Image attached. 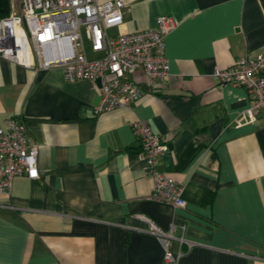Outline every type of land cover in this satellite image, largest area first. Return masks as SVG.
Wrapping results in <instances>:
<instances>
[{"label":"crops","instance_id":"obj_1","mask_svg":"<svg viewBox=\"0 0 264 264\" xmlns=\"http://www.w3.org/2000/svg\"><path fill=\"white\" fill-rule=\"evenodd\" d=\"M121 1L113 35L174 20L167 75L152 86L134 73L142 95L128 106L95 113L96 82L0 57V126L24 122L39 172L0 193V264H160L145 219L184 240L171 242L177 264H264V108L245 115L253 95L210 77L264 53V0ZM135 121L165 143L156 168L181 186L184 207L148 198Z\"/></svg>","mask_w":264,"mask_h":264},{"label":"built area","instance_id":"obj_2","mask_svg":"<svg viewBox=\"0 0 264 264\" xmlns=\"http://www.w3.org/2000/svg\"><path fill=\"white\" fill-rule=\"evenodd\" d=\"M7 7V14L0 18V57L26 69L57 67L66 81L98 80L95 113L135 102L142 95L132 78L138 70L152 86L167 75L163 36L174 26L170 16H158L154 28L113 35L109 30L122 23L125 6L121 0H7ZM210 77L217 84L242 86L253 95L245 115L253 116L264 108V53H245L229 66L212 70ZM131 128L138 142L137 157L152 181L148 198L184 207L181 186L156 168L165 143L145 122L135 121ZM37 151L20 118L4 120L0 126V193L9 194L16 175L38 178ZM145 222V231L155 235L162 246L160 264H177L183 252L179 248L173 252L171 242L184 240L148 219Z\"/></svg>","mask_w":264,"mask_h":264},{"label":"trees","instance_id":"obj_3","mask_svg":"<svg viewBox=\"0 0 264 264\" xmlns=\"http://www.w3.org/2000/svg\"><path fill=\"white\" fill-rule=\"evenodd\" d=\"M7 0H0V18L7 14Z\"/></svg>","mask_w":264,"mask_h":264},{"label":"water","instance_id":"obj_4","mask_svg":"<svg viewBox=\"0 0 264 264\" xmlns=\"http://www.w3.org/2000/svg\"><path fill=\"white\" fill-rule=\"evenodd\" d=\"M95 82H96L97 84H99V81H98V80H96Z\"/></svg>","mask_w":264,"mask_h":264}]
</instances>
